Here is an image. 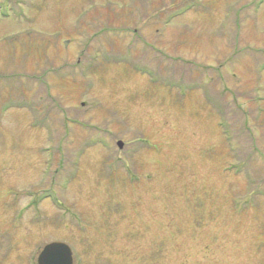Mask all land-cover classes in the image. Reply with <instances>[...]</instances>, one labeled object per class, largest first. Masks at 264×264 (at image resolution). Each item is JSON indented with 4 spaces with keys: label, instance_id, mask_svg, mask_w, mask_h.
<instances>
[{
    "label": "rangeland",
    "instance_id": "374dc122",
    "mask_svg": "<svg viewBox=\"0 0 264 264\" xmlns=\"http://www.w3.org/2000/svg\"><path fill=\"white\" fill-rule=\"evenodd\" d=\"M53 241L264 264V0H0V264Z\"/></svg>",
    "mask_w": 264,
    "mask_h": 264
},
{
    "label": "water",
    "instance_id": "95a60500",
    "mask_svg": "<svg viewBox=\"0 0 264 264\" xmlns=\"http://www.w3.org/2000/svg\"><path fill=\"white\" fill-rule=\"evenodd\" d=\"M117 146L121 148V142ZM37 264H73L71 249L63 242L47 244L38 255Z\"/></svg>",
    "mask_w": 264,
    "mask_h": 264
}]
</instances>
